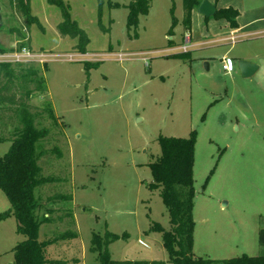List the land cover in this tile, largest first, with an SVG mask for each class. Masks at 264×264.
<instances>
[{
	"label": "rangeland",
	"instance_id": "rangeland-1",
	"mask_svg": "<svg viewBox=\"0 0 264 264\" xmlns=\"http://www.w3.org/2000/svg\"><path fill=\"white\" fill-rule=\"evenodd\" d=\"M132 1L64 0L96 61L54 59L45 70L24 65L40 69L46 88L40 98H30V107L50 106L62 130L55 174L63 182L47 188L71 196L61 206L72 213L77 233L69 243L46 247L48 264H99L94 234L115 236L106 249L112 260L172 264L161 233L153 230L155 224L164 230L170 225L150 164L160 156L161 139L191 134L194 257L263 255L258 232L264 227V0H206L217 9L237 10L235 27L194 7L188 30L198 45L187 53L177 49L184 32L182 0H150L136 27H127L125 6ZM30 4L41 28L24 32L27 45L56 55L76 51L75 41L57 31L59 10L46 0ZM0 13V45L14 49L17 37L9 30L22 19L8 0H0ZM254 19L262 22L230 33ZM110 54L127 58L116 61ZM240 57L255 59L260 69L241 77ZM223 60L232 62L231 71L223 69ZM9 147L0 141V157ZM8 209L0 190V213ZM59 225L43 224L39 240L55 227L64 230V222ZM23 239L14 217L0 220V264L13 262L12 249Z\"/></svg>",
	"mask_w": 264,
	"mask_h": 264
},
{
	"label": "trees",
	"instance_id": "trees-1",
	"mask_svg": "<svg viewBox=\"0 0 264 264\" xmlns=\"http://www.w3.org/2000/svg\"><path fill=\"white\" fill-rule=\"evenodd\" d=\"M13 14L19 15L22 22L11 28L10 33L17 37V48L27 46L24 32L32 25L41 28L38 18L31 13V0H8ZM49 6L59 10L61 21L56 28L60 36L75 41L74 50L86 52L88 37L71 18L69 6L64 0H46ZM150 0H133L128 9L127 27H136L139 14H146ZM199 0H182L183 25L189 29L190 17ZM238 11L232 8L218 9L215 16L226 19L232 27ZM173 24L169 32H171ZM100 27L101 24L99 23ZM103 31V27H101ZM0 45V53L11 51ZM0 64V141L10 142L8 151L0 157V190L5 194L9 209L0 213V220L12 216L16 221L17 233L23 240L13 250L12 264H48L45 249L58 243H69L76 239L73 231L74 219L69 209H63L62 202L71 201L69 194L52 193L47 187L63 182L56 175L59 165L60 144L63 142L50 106L30 107L32 97L40 98L46 92L43 80L36 67ZM46 65L42 68L45 70ZM46 122V123H45ZM51 122L53 123L51 125ZM12 129L11 132L9 129ZM62 141V142H61ZM161 153L150 164L153 186L168 214L170 228L162 229L155 224L153 230L161 233L162 244L172 264H264L261 256L241 255L239 257L211 260L196 258L192 253V218L194 184L192 166L194 159V136L188 138H164L160 142ZM49 164V165H47ZM46 192H49L47 194ZM64 222V230L55 227V232L44 235L39 240V230L43 224ZM115 236L101 238L94 234L91 239L92 251L97 252L99 264H165L163 261L112 260L107 253V245ZM103 240V241H102ZM258 243L264 247V227L258 232Z\"/></svg>",
	"mask_w": 264,
	"mask_h": 264
},
{
	"label": "built area",
	"instance_id": "built-area-1",
	"mask_svg": "<svg viewBox=\"0 0 264 264\" xmlns=\"http://www.w3.org/2000/svg\"><path fill=\"white\" fill-rule=\"evenodd\" d=\"M234 41V39H230ZM190 35L188 32H185L182 38V44L177 49L182 53H187L190 46ZM98 55L89 54L87 52H78L74 51L69 54H51L45 51H35L30 46H22L20 48H14L11 51L0 53V64H10L17 66L24 65H39L44 67L49 61L54 59H64L67 61H80V62H95ZM116 61H122L127 58V55L124 54H110L106 55ZM144 61V59H142ZM223 69L226 71L232 70V62L230 60H223Z\"/></svg>",
	"mask_w": 264,
	"mask_h": 264
},
{
	"label": "water",
	"instance_id": "water-1",
	"mask_svg": "<svg viewBox=\"0 0 264 264\" xmlns=\"http://www.w3.org/2000/svg\"><path fill=\"white\" fill-rule=\"evenodd\" d=\"M216 11H217L216 7L206 0L201 2L198 7V13H200L204 17H210L212 15H215ZM1 24H2V16L0 13V26ZM257 69L258 66L256 64L249 62L247 60H239L237 62V70L241 75V77L243 78H248L252 76ZM8 264H12V263H8Z\"/></svg>",
	"mask_w": 264,
	"mask_h": 264
},
{
	"label": "crops",
	"instance_id": "crops-1",
	"mask_svg": "<svg viewBox=\"0 0 264 264\" xmlns=\"http://www.w3.org/2000/svg\"><path fill=\"white\" fill-rule=\"evenodd\" d=\"M202 2V0H199V4H198V6H197V9H198V7H199V5H200V3ZM216 7V6H215ZM221 9H223V8H221ZM216 10H218L217 8H216ZM260 22H262V21H260V19H254V20H252V21H248V23L247 24H244V25H242V26H239V24L237 25L238 26V28L237 29H235V30H231L230 31V33H234V32H237V31H240V30H245V29H247V28H249V27H251L252 25H254V24H256V23H260ZM185 32H188L189 33V30L188 29H184V32H183V34H182V38H183V35H184V33ZM190 35V34H189ZM190 46L192 47H195L196 45H198V44H193L192 43V39H191V36H190ZM181 44H182V42H181ZM181 46V45H180ZM179 47V46H178ZM177 47V48H178ZM190 47V48H191ZM241 56V55H240ZM241 59L240 60H247V61H249V62H252V63H254V64H256L257 66H258V69L255 71V72H257L259 69H260V63L259 62H257L255 59H250V58H245V57H240ZM255 74V73H254ZM253 74V75H254ZM251 77V76H250ZM257 85H259V84H257Z\"/></svg>",
	"mask_w": 264,
	"mask_h": 264
}]
</instances>
